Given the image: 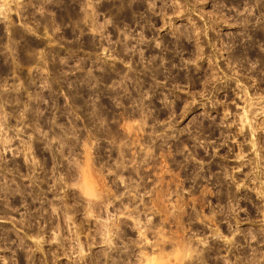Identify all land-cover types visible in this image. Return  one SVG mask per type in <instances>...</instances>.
I'll list each match as a JSON object with an SVG mask.
<instances>
[{
  "label": "rangeland",
  "instance_id": "rangeland-1",
  "mask_svg": "<svg viewBox=\"0 0 264 264\" xmlns=\"http://www.w3.org/2000/svg\"><path fill=\"white\" fill-rule=\"evenodd\" d=\"M0 264H264V0H0Z\"/></svg>",
  "mask_w": 264,
  "mask_h": 264
}]
</instances>
